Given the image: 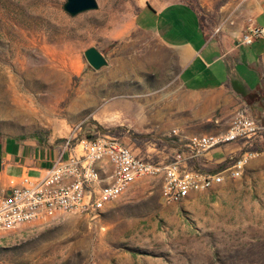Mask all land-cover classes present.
<instances>
[{"label": "rangeland", "instance_id": "374dc122", "mask_svg": "<svg viewBox=\"0 0 264 264\" xmlns=\"http://www.w3.org/2000/svg\"><path fill=\"white\" fill-rule=\"evenodd\" d=\"M95 1L96 9L70 16L66 0H0V152L9 139L36 131L46 136L43 148L18 142L40 154L57 140L74 148L77 139L108 134L158 162L173 154L163 142L170 135L177 142L226 131L246 107L241 96L221 88L214 103L206 96L195 106L183 103L182 66L164 42L196 43L190 33L199 27L213 37L202 49L211 70L220 66L211 62L215 42L226 40L240 45L241 64L231 67L256 74L249 66L260 65L264 40L244 45L243 37L264 26V0ZM89 48L107 65L92 69L84 57ZM262 139L213 149L219 163L211 167L248 150L258 156L240 179L181 202L166 204L161 177L147 176L96 214L56 212L2 233L0 264H264Z\"/></svg>", "mask_w": 264, "mask_h": 264}, {"label": "built area", "instance_id": "2783aa9c", "mask_svg": "<svg viewBox=\"0 0 264 264\" xmlns=\"http://www.w3.org/2000/svg\"><path fill=\"white\" fill-rule=\"evenodd\" d=\"M250 33L243 37L244 45L253 44L255 38H264V26L252 28ZM262 135L264 125L256 121L246 107H241L224 132L195 134L184 140L177 138V145L167 161L152 162L140 157L108 134L77 139L74 148L70 140H66L57 158L42 174L10 179L9 187L0 193V232L5 233V226L41 219L55 209L96 214L101 211L98 203L113 202L118 190L131 185L132 177L140 178L154 170H163L166 204L192 191L213 188L224 179H240L258 152L248 150L230 157L222 169L211 167L207 156L213 149L250 144ZM174 137H177L175 132Z\"/></svg>", "mask_w": 264, "mask_h": 264}, {"label": "crops", "instance_id": "0c3cea01", "mask_svg": "<svg viewBox=\"0 0 264 264\" xmlns=\"http://www.w3.org/2000/svg\"><path fill=\"white\" fill-rule=\"evenodd\" d=\"M259 15H264V11ZM190 34H192V39L197 38L199 41L194 43L190 39L186 40L181 38L173 40L167 38L166 43L164 42V44L177 51V57L181 64L180 66H182L179 80H182L186 87L185 91L181 93L183 103L186 102L187 105L195 106L200 104L201 98L205 96L208 102L210 101L209 98L212 97L211 103H214V94H216L217 89L221 88L230 89L236 93L237 89L249 92L261 86L264 92V81L263 83H256L257 77L262 78V75H264V51L257 53V62L260 64V67H253L247 64L249 67L255 68L257 71L256 74L246 67H242L243 70H239V72L231 67V64H241L238 50L240 45L232 48L226 40H223L224 46H221V43L216 41L214 48H216L217 54L211 57V62L220 63V66L213 71L211 70V65H209L210 63L206 62L202 56L204 45L213 39V37H207L199 27ZM261 39L264 40V38ZM241 57L243 58L244 56L241 55ZM231 59L232 62L228 61ZM236 94L239 95V93ZM259 112L260 116L264 118V110L260 109ZM156 117L158 115H151V118ZM10 145L7 151L0 152V193L9 187V181L12 178H17L22 175L30 176L31 173H36L37 175L42 174L57 158L63 148L61 145L59 147L55 145L47 153L40 154L39 151H35L36 149L30 150L31 144L28 146L26 143L23 144L15 141ZM57 147L59 150H56ZM207 159L211 165L219 163L213 162L214 158L210 154H208Z\"/></svg>", "mask_w": 264, "mask_h": 264}, {"label": "trees", "instance_id": "16d2710c", "mask_svg": "<svg viewBox=\"0 0 264 264\" xmlns=\"http://www.w3.org/2000/svg\"><path fill=\"white\" fill-rule=\"evenodd\" d=\"M261 83H263V80L261 81ZM237 93H239V95L241 96L242 100L246 104V108L248 109V111L250 112L252 117L257 121L261 120L262 124L264 125V118L260 116V112H259L260 109L264 110V92H263L261 86L255 88L254 90L249 91V92H245L242 89H237ZM97 129H99V131H101V132H105L99 126H97ZM263 136L264 135H262L260 137V140L263 138ZM45 138H46V136H44L41 132L36 131L27 137L18 138L17 141L23 142L26 140H31V141L37 142L38 145L43 146ZM87 138H93V136H88ZM15 141H16L15 139H9L7 145H10L12 142H15ZM65 142H66V140H57L55 144L59 145L61 143H65ZM163 142L169 147H175L177 145V143L174 142L173 139H171V138L164 139ZM249 151H254V150H249ZM258 151H260V152L264 151V138L262 139V145L259 147ZM224 166H225V162L219 164L216 168L222 169Z\"/></svg>", "mask_w": 264, "mask_h": 264}, {"label": "water", "instance_id": "95a60500", "mask_svg": "<svg viewBox=\"0 0 264 264\" xmlns=\"http://www.w3.org/2000/svg\"><path fill=\"white\" fill-rule=\"evenodd\" d=\"M97 8L95 0H66L64 10L70 16H76L80 13L94 10ZM84 57L88 65L94 69L99 70L107 65L105 57L95 48H89L84 52Z\"/></svg>", "mask_w": 264, "mask_h": 264}, {"label": "bare ground", "instance_id": "6f19581e", "mask_svg": "<svg viewBox=\"0 0 264 264\" xmlns=\"http://www.w3.org/2000/svg\"><path fill=\"white\" fill-rule=\"evenodd\" d=\"M257 156H258V153H257ZM158 175L161 177V180H162L161 198L165 202V196H166V192H167V185H166V180L162 179L163 170H154V172L150 173L149 175H145V176H142L140 178L139 177H132L131 185L133 183H135L137 180H139V179H141L143 177H147V176L154 177V176H158ZM226 180H234V179H224L223 181H219L217 184H215L214 187H217V186H220V185L224 184ZM131 185H126V187H124V190H118V194L114 195V197H113V202L115 200H117ZM213 188H201L199 190L192 191L191 193H187V195H185L183 197H179L177 200L173 201L172 203L181 202L182 200H185L188 197H190V195H192V194L209 191V190H211ZM108 204H109V202H100V203H98V210H102ZM56 212H63V213L66 212L67 213L68 211L63 210V209H55L54 212L46 213L45 215H42L41 218L47 217V216H51V215H53ZM28 222H32V221L20 222V223L16 224L15 226H5V232H9L11 230H14L17 227H19V226H21V225H23L25 223H28ZM2 233H4V232H0V234H2Z\"/></svg>", "mask_w": 264, "mask_h": 264}]
</instances>
